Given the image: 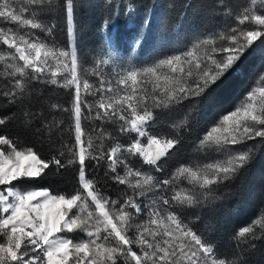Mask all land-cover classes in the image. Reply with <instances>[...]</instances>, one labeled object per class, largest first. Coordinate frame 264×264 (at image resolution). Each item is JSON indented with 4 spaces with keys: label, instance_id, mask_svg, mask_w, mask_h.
Returning <instances> with one entry per match:
<instances>
[{
    "label": "snow or ice",
    "instance_id": "snow-or-ice-1",
    "mask_svg": "<svg viewBox=\"0 0 264 264\" xmlns=\"http://www.w3.org/2000/svg\"><path fill=\"white\" fill-rule=\"evenodd\" d=\"M106 4L111 7L112 0ZM57 12L62 13L68 47L47 39L54 36L56 24L45 23L43 14ZM225 14L232 18L231 24L149 65L118 69L108 53L93 67L83 68L73 40L75 0H0V45L6 46L0 49V66L7 78L0 96L15 103L32 81L72 94L71 108L64 109L71 112L72 139L50 159L32 147L18 149L0 135V264H119L121 260L123 264H247L241 253L218 254L185 223L180 211L215 198V186L234 178L253 159L257 138L264 144V71L238 103L198 138L197 150L216 158L202 164L181 163L163 180L150 174L152 169L163 171L162 158L181 143L178 136L148 131L154 110L185 102L193 109L211 107L216 91L227 89L229 77L243 75L238 65L248 50L257 40L264 42V0H247L238 13L226 10ZM5 23L16 27H4ZM134 42L139 44L140 38ZM109 65L110 78L102 71ZM6 119L0 118V125ZM85 119L118 124L119 132L128 134L132 142L115 141L103 127L86 131ZM60 126L43 125L49 132ZM141 138L147 139V146ZM109 140L115 142L106 149ZM129 157H138L149 171L134 167ZM90 161L97 167L106 161L105 176L114 174L111 179L126 185L133 195L121 200L106 197L98 180L88 175ZM53 166L57 173L68 167L75 170L74 192L23 190L14 183L43 178ZM185 182L189 187L181 186ZM160 189L166 195L159 196ZM149 193H153L151 203L142 206L136 197L147 198ZM145 212L147 219L136 222ZM66 233H84L86 239L76 241ZM234 239L238 245L255 248L252 241L264 239V210L239 228Z\"/></svg>",
    "mask_w": 264,
    "mask_h": 264
},
{
    "label": "trees",
    "instance_id": "trees-1",
    "mask_svg": "<svg viewBox=\"0 0 264 264\" xmlns=\"http://www.w3.org/2000/svg\"><path fill=\"white\" fill-rule=\"evenodd\" d=\"M57 2L59 3V0ZM126 2L127 0H115L108 8L97 3L92 5L88 0H75V47L83 68L93 67L97 59L108 53H111L118 69L149 65L163 53L162 45L140 41L136 46H130L120 37L128 29L135 31V25L130 26V24V28L126 25V28L125 23L128 21L134 23L142 7L146 10L158 7L160 21L156 24V33L166 34L167 40L179 41L185 36L198 34L195 33L197 30L200 31L199 33L212 31L206 25L198 24V21L202 20L208 24L207 21L210 19L216 20L223 10L219 5L233 0H128L132 3L131 13L126 11ZM211 10H214L217 17H214ZM42 18L45 23L56 24L54 36L47 39L61 47H68L62 13H45ZM105 21L108 22V26L105 25ZM112 28L117 38L116 51L108 46L105 40L106 34ZM144 31L143 28L142 33ZM0 49H6V46L0 45ZM262 50H264V42L257 40L238 65L243 75L233 73L228 79L227 89L221 88L216 91V103L211 107L193 109L185 102L168 109L154 110L156 116L154 121L149 123L148 131L156 135H175L181 140L167 157L162 158L160 166L163 171L151 170L150 174L157 180L168 178L181 163H203L215 157V154L207 156L197 150L198 138L221 113L229 110L246 90L250 79L263 61H260L258 56ZM102 71L109 78L113 75L112 65L102 66ZM2 72L3 68L0 66V91L4 90L7 83V78ZM88 78L93 82L96 81L95 77ZM93 99L88 97L89 101ZM71 101L72 94L69 90L36 81L30 83L22 99L15 103L9 104L6 98L0 96V118H7L6 123L0 125V135L12 140L18 149L32 147L43 158L50 159L60 149L61 144L72 139L71 112L64 111L66 108H71ZM53 104L59 107L54 109L51 107ZM84 112L87 116V109ZM185 118L187 124H182ZM53 122L61 126L53 127L51 132L43 127L45 123ZM83 124L86 131H91L93 127H103L107 132L112 133L115 141L125 145L131 142L128 134L119 132L118 124H102L101 121L93 119H85ZM174 124L177 127L173 128ZM131 136L134 137L135 133ZM141 139L145 140V138ZM115 141H106V149ZM255 143V153L248 166L234 178L215 186V198H209L199 206L185 208L180 211V215L205 241L210 242L217 249L218 254L231 257L233 252H237L242 254L247 264H264V239L252 241L255 248H251L248 244L238 245L234 239L237 230L249 224L264 208L262 192L264 144L260 143L259 138ZM143 167L149 171V166ZM122 169L121 166L120 173ZM107 171L106 161H101L98 167L95 166L94 161L89 162L88 175L98 180V187L103 194L113 200L123 199L128 190L127 186L115 183L111 179V175L114 174L105 176ZM75 176L76 172L72 167L61 169L57 173L53 166L43 178L14 183L22 189L42 187L57 194L74 192L78 187ZM119 264H123V261H119Z\"/></svg>",
    "mask_w": 264,
    "mask_h": 264
},
{
    "label": "rangeland",
    "instance_id": "rangeland-1",
    "mask_svg": "<svg viewBox=\"0 0 264 264\" xmlns=\"http://www.w3.org/2000/svg\"><path fill=\"white\" fill-rule=\"evenodd\" d=\"M88 1H90V4H92V5H96V3H97V4L103 5L104 7H108L109 8V6L106 4V0H88ZM114 1L115 0H112V3ZM246 3H247V0H233V2H227L226 4L225 3L220 4L219 7L223 8V10L221 11L222 13L219 15V17L216 19L218 21H216L214 19H210L209 21H207L208 24H206L205 21H202V20H199L198 21V24H200V25H206L207 28L209 30L212 29V31H207V32L205 31V32L199 33L200 31L197 30L195 33H198V34H196L194 36H189V35L188 36H185L183 40H179V41L178 40H175V41L167 40L166 39V34L163 35L160 32H158V34L156 33V24L160 21V12H159V8L158 7H157V9L154 8L152 10H146L144 7H142V8H140V15L135 20L134 23H132L131 21H128L127 23H125V26L127 25L128 28H130L129 27L130 24H131L130 26L135 25L136 26L135 31L133 32L130 29H128L124 34L120 35V37L123 38V40H125L127 42V44L130 45V46H136V43L134 42V39L136 37H139L140 38V41H143V42L144 41L145 42H148V43H151L152 42L154 44H158V45L164 46V49H163L164 51L162 50L163 53H161V55L157 58V59H160V58H163L164 56L175 54L179 50H186L187 48L191 47L192 43L197 38H203L204 36H207L210 33L219 32L220 30H222L223 28H225L228 24H231L232 23V18H230L229 16H227L225 14L226 10H230L233 13H238L240 11L241 7L243 5H245ZM128 5H131V9L130 10L128 8ZM126 11L128 13H131L132 12V3L131 2H128V0L126 2ZM212 12H213L214 17H217L216 16V13H214V10ZM215 21L217 23H215ZM3 26L4 27H13V28L16 27V25H14V24H6V23L3 24ZM127 26H126V28H127ZM143 28L145 29V31L142 33V29ZM74 37H73V40H74V43H75V38ZM67 38H68V36H67ZM106 38H107V39H105L106 40V44L108 46L113 47V50L116 51L117 50V46H116V42H117L116 39L117 38L115 36V33L113 31V28L106 34ZM69 43L70 42H69V38H68V45H69ZM258 56L260 57V59H259L260 61L263 60L262 62H260V67H258L256 69L255 74L250 79L249 85L246 88V90L234 102V104L232 105V107L229 110H231L238 103V101L242 98L243 94L247 91V89L249 88V86L253 83V81L255 80V78L257 77V75L261 71H264V50H262ZM157 59H155L154 62ZM226 112H224V113H226ZM224 113H221L220 115H222ZM219 116L216 119H218ZM211 125H212V123L209 125V127H211ZM142 142L144 143L145 146H147V139L146 138ZM214 158H216V156ZM129 160L130 161H133V166L134 167L140 168L142 171H146V172L148 171L146 168L142 167V161H140L138 157H135V158L129 157ZM211 160L212 159H210V160H208L206 162H203V163L211 162ZM123 172H124V169H122V171H121L120 174L122 175ZM181 186H183V187H189L186 184V182L184 184H182ZM31 188H33V187L24 188L23 190H27V189H31ZM35 189H45V188H42L41 187V188H35ZM127 189H128L127 190V193L124 194V197H125L126 194L127 195H133L132 190L129 189V188H127ZM262 192L264 193V183H263V186H262ZM167 194L170 195V191ZM158 195L159 196H164V195H166V193L164 192L163 189H160V190H158ZM136 199L138 200V202H140L142 204V206L143 205H146V204H150L151 203V200L153 199V193H149L148 196H147V198L136 197ZM261 210H264V208H262ZM261 210L258 212V214L261 212ZM132 211H134V210H132ZM257 215L255 216V218L257 217ZM145 219H147L146 212L144 214L140 215L139 218H138V220L136 222H140V221L145 220ZM183 220L185 221V219H183ZM129 234L134 237L135 232L134 231H130ZM65 235L67 236V238H70V239H73V240H76V241H78L80 239H86L84 233H66ZM133 247H134V250L139 251V249H136L135 248V245H133ZM121 261H123V260H121Z\"/></svg>",
    "mask_w": 264,
    "mask_h": 264
}]
</instances>
